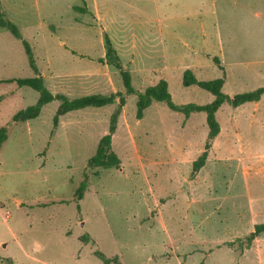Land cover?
I'll use <instances>...</instances> for the list:
<instances>
[{
	"label": "rangeland",
	"instance_id": "rangeland-1",
	"mask_svg": "<svg viewBox=\"0 0 264 264\" xmlns=\"http://www.w3.org/2000/svg\"><path fill=\"white\" fill-rule=\"evenodd\" d=\"M0 5L22 36L0 28L1 80L37 76L25 40L52 94L116 95L111 105L66 114L56 127L60 101L15 124L39 93L0 84V130L8 133L0 151V264H264V234L247 241L264 224V96L218 110L220 133L194 173L207 142L206 114L186 117L154 102L138 119L137 94L128 95L105 57L108 36L135 92L165 80L178 106L214 100L183 86L188 69L201 81L225 77L230 97L254 91L264 86V0ZM121 98L112 138L120 168H89Z\"/></svg>",
	"mask_w": 264,
	"mask_h": 264
},
{
	"label": "trees",
	"instance_id": "trees-1",
	"mask_svg": "<svg viewBox=\"0 0 264 264\" xmlns=\"http://www.w3.org/2000/svg\"><path fill=\"white\" fill-rule=\"evenodd\" d=\"M0 28L7 29L11 32V34L22 40L21 33L18 27L11 22L3 12L0 5ZM107 36V35H106ZM106 64L109 66H113L120 70V74L123 78V83L126 88L128 95L137 94L138 102H137V117L138 119H142L144 116V111L149 108L154 102L156 103H165L167 107L174 111L183 113L186 117L190 116L193 113H205L206 114V122L208 125V137L207 142L205 144V150L202 155L194 162L193 164V172L197 173L202 169L205 165V162L208 158L209 151L211 149V143L215 140L220 133V125L217 121L216 114L218 110L224 105L229 104L233 108H238L242 105L248 103L259 102L261 98L264 96V86L260 87L254 91L245 92L241 94H236L233 97L226 95L222 89L225 84V77L217 78L213 80L201 81L196 78L194 73L191 70H186L183 75L182 84L184 87H198L204 91L211 93L214 96V100L206 105H197V104H187L184 106H178L173 103L172 97L169 92L168 83L165 80H160L157 85L148 87L144 92H135L132 87V79L130 72L124 70L120 63V57L113 47V44L110 38L107 36L106 39ZM22 44L24 46L26 55L29 59V65L37 73L36 77L26 78V79H8L1 80V83H16L19 87H28L39 93V100L34 106H30L13 117V122L15 124L26 123L31 120H35L41 115L43 108L52 103L53 101H60V105L56 110V113L53 118L54 126H58L59 120L61 117L66 114L78 110H82L84 108L93 107L100 108L105 107L107 105L113 104L116 95H112L109 97L102 95H87L77 99H69L64 95H54L49 89L45 86L43 78L40 76L33 51L29 46L28 42L23 40ZM218 62V59H214ZM221 70H224L220 67ZM124 103V99L121 98V105L118 110L112 116L110 121L109 133L102 137L99 142L98 149L96 154L88 161L89 168L92 169H112V168H120L121 160L117 156V154L112 150V138L114 133L116 132V125L118 116L121 113V109ZM8 140V133L6 128H2L0 130V151L4 143ZM98 176L99 174L96 173ZM88 187V179L87 177L82 181L81 185L76 191V199H83L84 193ZM264 234V224L256 225L253 233H251L247 237L248 244L250 245L257 237ZM88 242V241H86Z\"/></svg>",
	"mask_w": 264,
	"mask_h": 264
},
{
	"label": "crops",
	"instance_id": "crops-1",
	"mask_svg": "<svg viewBox=\"0 0 264 264\" xmlns=\"http://www.w3.org/2000/svg\"><path fill=\"white\" fill-rule=\"evenodd\" d=\"M112 44H113V43H112ZM113 47H114V46H113ZM114 48H115V47H114ZM115 50H116V49H115ZM63 117H64V116H63ZM63 117H62V118H63ZM257 238H258V237H257ZM257 238H256V239H257ZM256 239H255V240H256ZM255 240H254V241H255Z\"/></svg>",
	"mask_w": 264,
	"mask_h": 264
}]
</instances>
